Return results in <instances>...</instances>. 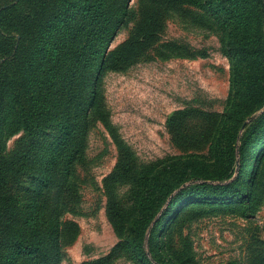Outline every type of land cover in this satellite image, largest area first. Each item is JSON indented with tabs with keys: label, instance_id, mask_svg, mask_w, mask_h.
<instances>
[{
	"label": "rangeland",
	"instance_id": "374dc122",
	"mask_svg": "<svg viewBox=\"0 0 264 264\" xmlns=\"http://www.w3.org/2000/svg\"><path fill=\"white\" fill-rule=\"evenodd\" d=\"M84 1L0 0L1 30L13 32L16 22L21 27L30 17L33 27L29 33L44 34L58 25L72 36L81 22L84 27L79 44L84 49L92 45L85 36V28L88 31L90 25L97 27V41L101 40L95 61H80L79 66H73L80 90L77 105L80 115L86 112L89 120L85 133L73 137L75 160L69 181L63 178L67 161L63 158L40 215L45 226L54 218L61 222V264H92L104 258L109 260L102 264H138L131 259L130 248L120 247L115 252L126 230V222L116 211L128 215L143 176L151 171L153 163L167 156L193 157L210 167L205 179H192L161 198L146 234L145 253L152 263L264 264V144L255 147L254 159L247 162L244 173H240L238 156L243 137L251 134L256 140L264 136V108L233 125L224 118L229 106L230 64L221 47L233 29L225 36L221 23L224 14L228 16L226 5L233 1L93 0L110 15H123L119 20L111 21L114 15L103 22L91 12L84 13ZM253 2L256 4L255 0L240 4L247 21L245 37L257 38L264 47L261 7H254ZM53 13H60L58 24L50 20ZM230 13L234 15V9ZM69 36L49 42L57 44L50 59L42 55L35 60L40 66L46 64L40 71L43 92L48 91L44 108L51 106L53 115L61 103L73 100L70 76L65 75L71 73L70 57L67 50H60L61 41L66 45L70 42ZM15 37L17 51L21 36ZM39 40H24L20 56L12 54L0 60V66L6 65V78L2 82L0 79V91H5L0 100V158L10 161L21 154L27 157L0 203V207L4 202L8 205L7 215L17 222L24 219L27 201L38 183L34 161L60 133L55 122L37 127L43 119L36 115L41 107L36 100L37 84L33 91L23 73V65L33 61L25 49ZM76 58L74 55L72 59ZM96 78L101 87L98 105L102 117L97 107L89 108ZM56 91L63 96L49 100L50 92L55 95ZM236 96V108L248 113L250 103H254L249 93L241 90ZM230 134L236 137V163L221 145L225 140L220 139ZM121 159H130L127 162L136 174H115ZM191 172L195 177L198 167H192ZM225 175L232 178L222 181ZM237 177L248 192V200L236 194L220 196L218 189L212 190L211 199L190 195L197 186L221 187ZM18 264L38 262L25 258Z\"/></svg>",
	"mask_w": 264,
	"mask_h": 264
},
{
	"label": "trees",
	"instance_id": "16d2710c",
	"mask_svg": "<svg viewBox=\"0 0 264 264\" xmlns=\"http://www.w3.org/2000/svg\"><path fill=\"white\" fill-rule=\"evenodd\" d=\"M52 1V0H51ZM233 2L226 5V12L228 16L224 14L225 20H222V28L225 29V36L228 35L230 29V38H225L222 41L221 51L228 58L230 64V78H229V99L228 108L225 109L224 118L228 123L232 125L234 122H243L246 117L255 114L256 112L264 108V47H261L257 38L248 40L245 37L246 31H244L245 23L243 10L240 9V4H243L244 0H232ZM254 7H261L259 11L260 19L264 22V8L263 0H255ZM84 13L91 12L93 16H98L102 22L115 15H110L109 11L105 8L97 7L93 0H86L82 3ZM234 9V15L230 12ZM7 10H5L6 12ZM229 11V12H228ZM60 13H53L50 17L52 23L58 24L62 19L59 17ZM123 18L122 13L115 15L113 20H119ZM26 23L19 27L18 22L12 29L13 32L0 29V60L7 59L12 54L14 56H20L22 50V43L25 40L26 43L33 39L39 38V41H32L31 45L26 47L25 53L30 54L33 57V61L23 65V73L27 74L29 83L32 84V89L35 91V83L37 98L41 103V107L36 110V115L40 114L43 118L41 123H38L37 127H47L50 122H55L59 125L60 133H58L53 142L45 151L40 154V158L35 160V172L37 173V185L33 187L30 198L27 201V213L24 219H20L18 222L9 218L7 211L8 205L4 202L0 207V264H18L22 259L33 258L38 264H61L63 259L62 246L60 243L61 237V222L58 218L52 219L48 225L42 221L40 215L43 210V204L45 203V196L48 189L54 179V174L58 170L60 159L65 158L66 165L62 172L65 181H69L72 172V164L75 160V152L71 150L73 137L80 134L87 127L89 116L85 112L80 115L81 109L77 105V100L80 98L79 86L77 85L78 72H74L73 66H79L80 61L87 63V61L96 60L100 54L99 32L97 27L93 28L90 25L87 31L85 28L86 37L92 42L89 48L84 49L80 44L82 38L81 29L84 27L83 23H77L73 35L65 34L64 30H61L58 25L53 31L41 34L40 31L35 33H29L31 29L30 17L26 19ZM59 28V29H58ZM104 28L100 31L103 34ZM15 34L21 36L19 50H15L13 41L18 42ZM65 34V35H64ZM61 36L65 38L69 36L70 42L66 45L63 40L60 50H67L70 60L71 73L69 75V87L71 92V99L68 103H61L58 107V111L53 115L49 112L52 107L44 108V101L47 97V90L43 92L44 78L41 77L40 71L46 64L40 66L35 60L42 55L48 60L53 56L54 47L57 44L51 45L49 42L52 39H59ZM35 38V39H34ZM74 55H77L76 60L72 59ZM66 57V56H65ZM69 57H66L68 59ZM73 63V64H72ZM6 65L3 63L0 66V79L1 82L6 78L5 74ZM100 76V72L98 73ZM97 76V74H96ZM95 76V77H96ZM47 84H51L52 81L47 76ZM68 84V83H67ZM54 89V86H52ZM4 90V89H3ZM246 91L249 93V99L254 101L250 103L248 113L240 111L236 108L238 97L236 96L238 91ZM5 92V91H4ZM4 92L0 91V100L4 97ZM54 96L59 99L63 96V92L56 91L55 95L50 92V98L54 101ZM101 87L99 79H95L92 95L89 97V108H98L100 116H103V111L98 103L101 101ZM20 103V102H19ZM39 103V104H40ZM53 103V102H52ZM236 109V110H235ZM104 120V119H103ZM233 121V122H232ZM106 123L107 120H104ZM264 131V126L262 127ZM264 135V133H262ZM228 136V137H227ZM235 135H226L225 140L221 145L225 146L226 153L236 163L235 154ZM241 147L238 150L240 173H244L247 162H251L254 155L255 147L264 144V136L260 139H253L250 135L241 139ZM26 155L21 154L14 160H7L4 157L0 158V203L7 190L10 189L11 184L16 181L18 172L25 165ZM130 159L122 160L118 163L115 174H136L130 163L127 161ZM234 163V164H235ZM157 166L158 169L154 170ZM197 166L198 172L195 177H192L191 168ZM207 167H210L207 162L198 161L193 157L183 156H167L163 159L157 160L149 167V171L143 176V181L140 183L133 193L132 203L128 210V215L124 216L123 211L118 213L119 218L126 222V230L124 240L116 248L115 252L120 247H128L132 251L131 259L138 264H153L151 259L145 253L146 234L147 230L151 226L159 206L162 197H166L165 194L168 191L172 192L178 189L180 186L189 182L192 179H205L209 172ZM232 178L225 175L221 180L226 181ZM35 180V181H36ZM35 183V182H34ZM33 186V185H32ZM195 190L191 191L190 195L195 194L196 197L203 199H211L213 197V189L220 190V196L238 195L249 199L247 190L239 184V178L237 177L229 184L221 187L212 186H197ZM2 211L5 212L2 213ZM4 249L5 253H2ZM109 260V258L101 259L92 264H102Z\"/></svg>",
	"mask_w": 264,
	"mask_h": 264
}]
</instances>
